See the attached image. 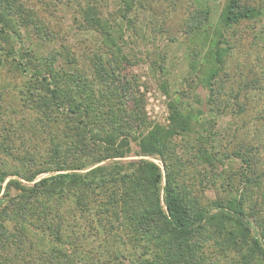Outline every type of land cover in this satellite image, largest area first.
Here are the masks:
<instances>
[{
	"label": "rangeland",
	"instance_id": "1",
	"mask_svg": "<svg viewBox=\"0 0 264 264\" xmlns=\"http://www.w3.org/2000/svg\"><path fill=\"white\" fill-rule=\"evenodd\" d=\"M19 1L24 7L18 2L14 7L26 12L25 15L34 14L43 29L35 32L32 26H19L21 32L23 30L22 39L15 49L27 54L24 61L30 60V68L33 63H41L42 66L52 64L53 68L64 67L67 71H73L75 67L87 69L89 57L96 54L107 72L117 68L131 85L136 86L141 98L138 114L146 121L144 133L160 131L164 154L153 158L137 155L136 139L129 141L132 150L118 159L122 162L141 158L153 160L161 167L163 175H168L175 193L183 198L190 212L208 213L211 218L195 236L197 241L192 237L189 242L197 249L194 253L203 255L207 264H245L239 252L249 255L257 237L264 249L261 237L254 232H241L235 222L224 221L221 213H234L241 205L244 212L241 217L255 232L261 229L256 219L261 218L260 223H264V176L256 186L249 184L247 187L244 177L240 176L241 162L233 157V151L239 146L242 150L253 147L251 154L257 171L264 168V0H241L261 6L262 13L228 28L222 26L220 16L228 0H136L132 6L128 0ZM205 8L208 9L206 21L202 16ZM98 13L102 15V27L93 24L91 19ZM45 34H51L50 38L42 37ZM220 37L225 63L219 77L226 74L227 77L222 86L218 82L212 85L214 95L211 96L207 75L213 69L212 53ZM29 53L33 56L27 57ZM52 54H56L55 65ZM0 72V87L7 90L2 102L11 103L9 108L16 110L9 115L13 118L10 127L16 129L17 119L25 116L26 127L22 134L23 138L30 137L33 130L27 119L36 114L21 108L23 101L30 98L25 88L30 83L16 77L11 85H5L4 66L0 67ZM220 104L226 108L223 106L222 109ZM172 107L181 117L180 126L172 120ZM21 145L12 147L13 156L0 150V170L8 174L1 183L0 210L7 203L8 197L3 194L10 179L19 180L30 188L44 176L66 172L49 171L36 176L33 181L25 180L14 173H30L20 159L26 154L23 149L36 150L37 154H44L45 150L41 142L25 141ZM60 160L64 164L70 162L64 157ZM164 185L165 179L161 187ZM9 192L10 195L23 193L13 186L9 187ZM77 199H82L86 207L85 218L89 225L81 224L83 218L78 217L79 208L74 204ZM104 199L105 194L98 189H78L71 190L70 199H57L55 206L56 209L61 206L58 215L67 216L69 211L75 215L69 219L74 228L64 230L63 235L70 234L76 243L89 246L101 260H106L109 254L101 255L103 249L99 246H102L104 233L97 222L98 217L103 224L112 219L103 213L95 215L94 201L98 204ZM46 207L54 206L47 203ZM40 214L41 210L29 211L30 224L25 223L29 242L16 248L11 243L2 247L3 240H0V264H53L49 259L55 256L54 252L45 251L50 243L41 238V229L48 222L38 217ZM15 220L20 221L11 212L2 216L0 223L9 234H18ZM122 222L123 218L114 219L118 236L114 239L111 235L105 244L116 249L114 255L118 261L127 263L133 257L127 252L131 250L129 244L120 238ZM227 230L241 233L236 236L237 244L224 241ZM158 243L153 242L149 247L159 252Z\"/></svg>",
	"mask_w": 264,
	"mask_h": 264
},
{
	"label": "trees",
	"instance_id": "2",
	"mask_svg": "<svg viewBox=\"0 0 264 264\" xmlns=\"http://www.w3.org/2000/svg\"><path fill=\"white\" fill-rule=\"evenodd\" d=\"M128 1L131 6L136 2ZM16 2L23 6L19 0H0V67H5L3 74L5 85H11L16 77L25 78L27 84L30 83V86H25L30 98L26 102L23 101L21 108L22 111L23 108H28L36 116L28 117L27 123L33 133L30 137L23 138L25 116L17 119L16 129L10 127L13 118L10 119L9 115L16 110L9 108L11 103L2 102L7 90L0 87V150L6 155L13 156L12 147L15 144L22 147L21 144L25 141H35L37 144L41 142L44 154L42 152L37 154L36 150L23 149L26 154L20 159L29 168L30 173L18 171L14 173L21 175L25 180L33 181L36 176L49 171L66 172L44 176L30 188L22 185L19 180L10 179L7 182L3 195L8 198L6 205L0 210V218L13 212L22 222L15 220L18 224L16 228L18 234H9L6 227L0 223L2 247L11 243L19 248L30 241L25 232V223L30 224L29 211L35 209L41 210L38 217L41 216V219L48 222L45 228L41 229L43 233L41 238L50 243L49 249L45 251L54 252L55 256L49 259L53 264H207L203 255L194 253L197 249L191 247L189 242L192 237L197 241L195 236L204 229V225L211 217H208L207 212H190L183 198L175 193L168 175H163L161 167L149 159L162 156L165 145L160 138V131L144 133L146 121L138 114L141 98L136 92V86L131 85L117 68L113 67L111 72H107L104 63L96 54L89 57L87 69L75 67L73 71H67L64 67L53 68L52 64H47L46 67L41 63H33L30 68V60L24 61V55L27 54L15 49L16 44L22 39L23 30L21 32L19 26L25 28L32 26L35 32H41L43 29L40 28L42 26L38 24L39 19L34 14L25 15L26 12L16 9L14 7ZM262 10L261 6L242 3L241 0H228L220 15L222 26L228 28L242 21L254 19ZM202 16L206 21L208 9L203 10ZM91 19L93 24L102 27L101 13L92 16ZM115 25L119 26L118 23ZM50 35L45 34L42 37L50 38ZM222 37L214 44L213 69L207 75L211 96L214 95L212 85L218 82V85L222 86L227 77V74L225 77H219L225 63V50L220 46ZM114 49L118 50V47L115 46ZM112 50L110 52H113ZM31 56L33 55L29 53L27 57ZM52 56L55 65L56 54ZM8 66L12 69L10 70ZM172 114V120L180 126L181 117L174 107ZM136 139L135 153L149 158L127 162L119 160L118 158L126 156L132 150L129 141ZM241 148L242 146H239L233 151V157L241 162L240 176L244 177L247 187L249 184L256 186L261 182L262 175L264 176V168L261 172L257 171L251 154L253 147L248 150ZM62 157L70 162L64 164L60 160ZM106 160L111 161L105 162ZM6 175L8 174L0 170V192L1 183ZM163 179L165 185L161 187ZM10 186L20 189L23 193L10 195ZM78 189L92 191L98 189L105 194V199L98 204L94 201L96 203L94 213L95 215L103 213L112 219L110 221L105 219V226L102 219L97 216V222L101 224L104 233L102 246L99 247L103 249L101 255L106 252L109 254L106 260H101L100 255L97 256L96 251L89 246L76 243L70 234L62 233L64 230L74 228L69 219L75 215L71 214V211L67 212V216L58 215L61 206L56 209L57 199H70L71 190ZM47 203L54 207L48 209ZM74 204L79 208L78 217L83 218L81 224L89 225V222L86 224L87 210L82 199H77ZM218 207L221 208L220 205ZM221 211H224L223 208ZM221 213L224 221L235 222L241 232L245 234L254 232L264 242V223H260L261 218L256 219L257 226L261 229L255 232L253 226L241 217L244 215L241 205L234 213ZM252 213L254 214L255 210ZM117 218H123L120 238L129 244L132 250L127 251L129 256L133 257L127 263L118 261L116 254L114 255L116 249H111L105 244L111 239V235L114 239L118 236V230H115L113 224ZM240 234L227 230L224 241L237 244L239 240L236 236ZM13 237L14 239L17 237L16 241L7 240ZM258 239L257 237L254 242L255 248L251 249L249 255L244 251L239 252L245 264H264V249ZM153 242L154 244L159 242V252L149 247Z\"/></svg>",
	"mask_w": 264,
	"mask_h": 264
}]
</instances>
